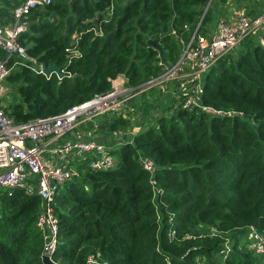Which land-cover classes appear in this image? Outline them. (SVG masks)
Masks as SVG:
<instances>
[{"label": "trees", "instance_id": "16d2710c", "mask_svg": "<svg viewBox=\"0 0 264 264\" xmlns=\"http://www.w3.org/2000/svg\"><path fill=\"white\" fill-rule=\"evenodd\" d=\"M22 1L0 0V24L13 20L12 9ZM95 1L54 0L30 14V29L19 41L32 60L22 66L15 64L22 58L12 56L8 63L16 100L5 109L17 122L56 115L109 92L121 75L131 87L158 75L159 52L148 40H158L173 62L176 39L170 30L188 41L185 24H195L210 0ZM219 1L224 8L227 0ZM210 11L205 24L212 20ZM94 27L103 34L87 32ZM77 32H83V55L68 64L66 48ZM7 57L0 50V59ZM40 64L61 66L65 76L47 78L36 71ZM203 101L243 115L210 119L201 110L168 106V114L139 130L133 142L111 151L120 166L78 167L79 176L56 194V261L86 264L90 254L100 252L105 264H198L199 257H223L228 239L232 247L224 264H261L241 245L248 226L264 233V45L257 38L217 62L206 78ZM145 104L133 101L130 118H96L98 140L109 143L115 130L131 128ZM139 152L158 167L155 180L163 188L158 205ZM0 207V264H43V236L36 226L41 199L16 190L1 197ZM210 226L219 234H204Z\"/></svg>", "mask_w": 264, "mask_h": 264}, {"label": "built area", "instance_id": "2783aa9c", "mask_svg": "<svg viewBox=\"0 0 264 264\" xmlns=\"http://www.w3.org/2000/svg\"><path fill=\"white\" fill-rule=\"evenodd\" d=\"M53 1L24 0L12 9L13 20L8 24H0V50L8 54L6 59H0V199L4 195L13 196L16 190H23L26 195L41 199L36 226L43 236V255H48L59 264L54 259L60 233V216L56 202L58 190L79 176L78 167L84 164L96 170L117 168L121 164L120 159L111 151L117 146L133 142L136 135L117 129L108 138L109 143L100 142L96 118L107 114L125 116L124 110L127 113V110L136 109L132 105L133 101L142 104L148 102L156 108L162 105V110H166L168 106H173V110H201L210 119L243 115L233 109H219L205 104V81L217 62L228 54L235 53L246 39L255 37L264 45V0L256 12L232 5L235 8L232 15L220 14V1L210 0L195 24H185L184 29L192 31L188 41L177 30H170L176 41L183 44L184 49L180 57L170 62L169 66L160 62L162 69L158 75L136 87L128 85L124 78L125 82H113L111 91L97 93L91 99L59 114L17 122L7 113L3 101L4 83L12 71L8 64L9 59L12 56L27 55L19 39L30 29V14L35 9H45ZM212 8L218 13L210 21L212 26L207 27L204 17ZM106 13L112 15L113 7ZM192 27L194 29L190 30ZM90 31L96 35L103 34L101 28L94 27L87 32ZM82 34L83 32H77L72 35V41L66 48L68 64L83 55L80 49ZM15 64L27 66V61L17 60ZM36 71L44 74L42 64ZM173 110L172 114L176 112ZM140 112L142 113L141 109ZM89 123L94 124L92 128H88ZM125 136L132 138L125 139ZM63 138L65 139L61 142ZM59 142L61 143L56 145ZM139 162L151 174L155 200L163 190L155 180L158 167L143 152H139ZM158 185L161 188L160 193L156 192ZM213 230L212 236L219 234L216 228ZM243 246L264 264V233L253 225L248 226ZM230 248L224 247L220 252L223 257L218 253L217 261L201 258L200 264H224ZM100 257V252L92 253L87 257L86 264H105L100 262Z\"/></svg>", "mask_w": 264, "mask_h": 264}, {"label": "rangeland", "instance_id": "374dc122", "mask_svg": "<svg viewBox=\"0 0 264 264\" xmlns=\"http://www.w3.org/2000/svg\"><path fill=\"white\" fill-rule=\"evenodd\" d=\"M56 1V0H55ZM64 1H68V0H64ZM237 1V0H236ZM257 1V0H256ZM255 1V2H256ZM238 2V1H237ZM235 5V7H238V6H241L242 4H243V2L240 0L239 2H238V4L237 3H234ZM239 4H241V5H239ZM234 6H225L224 8H222L221 10H220V14H225V13H228V14H233V12H234ZM218 12H216L215 11V9L214 8H212L211 9V11L209 12V17H214V15H216ZM202 16V15H201ZM201 16H200V18H201ZM194 28L192 27L190 30H193ZM186 33H187V35H186V37L188 38V36L192 33V31H189V30H187L186 31ZM173 41V46H174V55H175V59L173 60V61H175L177 58H179L180 57V55L182 54V52H183V49H184V46H183V44L182 43H180L179 41H175V40H172ZM234 55H236V54H234ZM21 58L22 59H20V61L22 62H26L28 59H29V57L27 56V55H22L21 56ZM36 66V65H35ZM119 77H123V78H125L123 75H121V76H119ZM127 82V81H126ZM5 84V92H4V94H3V101L4 102H6V105L7 106H10V104L11 103H15V100H16V96H15V94H14V86L16 85V84H14V82H12V81H8V79H7V81L4 83ZM20 100V99H19ZM141 100H142V98H141ZM167 101V100H166ZM142 110V118H134L135 120L137 119V121L135 122V123H132V127L131 128H129V129H127L126 127V129L125 128H121L122 130H125V131H130V132H132V133H135V134H138L142 129H144V128H146V127H148L150 124H155L156 122H157V120H158V118L160 117V116H162L163 114H165V113H167L166 111L167 110H162V105H159L158 106V108H156V107H154L153 105H151V104H149L148 102H146V104H145V106L141 109ZM123 114L125 115V117L126 116H128L127 118H130V114H128V113H126V111L124 110V112H123ZM136 123H140V124H136ZM136 130H140V131H136ZM134 136V135H133ZM69 137V136H68ZM132 137V136H131ZM64 139L65 138H63L62 140H61V142L62 141H64ZM61 142H59V143H57L56 145H58V144H60ZM163 189V188H162ZM156 192H158V193H160L161 192V188H160V186L158 185V187H157V189H156ZM154 202L156 203V204H158V198H156L155 200H154ZM213 226H210V227H207L206 228V231L204 232V234H207V235H209V236H212L211 234H213V232H214V230H213ZM201 229V231H200V233L201 232H203L202 231V228H200ZM191 237V236H190ZM244 238V237H243ZM243 238H242V241H243ZM243 244V242H241V245ZM224 246L226 247V246H229V247H232V241H230V240H228L227 239V241L225 242V244H224ZM244 247V246H243ZM244 249H246L245 247H244ZM218 255V254H217ZM217 255L215 256V259L214 260H218V257H217ZM205 259V260H207V261H209L206 257H199V258H197V263L198 264H200L201 263V260L200 259ZM59 264H61L60 262H59Z\"/></svg>", "mask_w": 264, "mask_h": 264}, {"label": "water", "instance_id": "95a60500", "mask_svg": "<svg viewBox=\"0 0 264 264\" xmlns=\"http://www.w3.org/2000/svg\"><path fill=\"white\" fill-rule=\"evenodd\" d=\"M91 1L93 2V4L96 3L95 0H91ZM144 1L145 3H147L149 0H144ZM148 44L159 52V58L161 60V63L166 66H169L170 62L166 59V51L161 45V43L156 39H149ZM42 70L46 77H51L53 74H57L58 77L61 79L62 77L65 76V73L61 66H56V65L48 66L46 64H42ZM42 262L43 264H57L48 255L42 256Z\"/></svg>", "mask_w": 264, "mask_h": 264}, {"label": "crops", "instance_id": "0c3cea01", "mask_svg": "<svg viewBox=\"0 0 264 264\" xmlns=\"http://www.w3.org/2000/svg\"><path fill=\"white\" fill-rule=\"evenodd\" d=\"M237 1L239 2L240 0H237ZM237 1L236 0H227V1H225L226 7L227 6H231V5H235L234 3L238 4ZM241 1L243 2V4L242 5L239 4L241 6H238V7L245 8V9H253V10H255V12L259 9V7L261 5V2H262V0H257V1L256 0H241ZM206 26L207 27H211L212 26L210 21L206 24ZM113 82L114 83L115 82H125V80H124L123 77H118Z\"/></svg>", "mask_w": 264, "mask_h": 264}, {"label": "clouds", "instance_id": "9594fccd", "mask_svg": "<svg viewBox=\"0 0 264 264\" xmlns=\"http://www.w3.org/2000/svg\"><path fill=\"white\" fill-rule=\"evenodd\" d=\"M120 166V165H119ZM115 169V168H114ZM160 219H161V217H160ZM56 261V260H55ZM58 262V261H57ZM59 263V262H58Z\"/></svg>", "mask_w": 264, "mask_h": 264}]
</instances>
